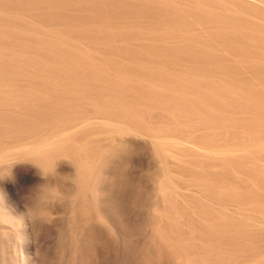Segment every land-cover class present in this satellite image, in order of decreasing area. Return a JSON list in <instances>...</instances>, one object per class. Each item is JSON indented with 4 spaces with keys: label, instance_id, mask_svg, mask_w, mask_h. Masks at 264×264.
Masks as SVG:
<instances>
[{
    "label": "rangeland",
    "instance_id": "rangeland-1",
    "mask_svg": "<svg viewBox=\"0 0 264 264\" xmlns=\"http://www.w3.org/2000/svg\"><path fill=\"white\" fill-rule=\"evenodd\" d=\"M56 1L75 16L59 19L52 0H0V29L20 27L0 36V53L12 54L0 66V120L61 109L41 132L0 139V264H188L193 237L183 256L160 239L172 211L264 158V0H217L224 13L204 16L198 0ZM105 4L120 13L107 16ZM227 16L229 29L218 23ZM102 125L115 139L92 161L62 141Z\"/></svg>",
    "mask_w": 264,
    "mask_h": 264
},
{
    "label": "bare ground",
    "instance_id": "bare-ground-1",
    "mask_svg": "<svg viewBox=\"0 0 264 264\" xmlns=\"http://www.w3.org/2000/svg\"><path fill=\"white\" fill-rule=\"evenodd\" d=\"M53 1H56V0H52V2ZM79 1L81 4L83 2L86 4L85 0L84 1L79 0ZM50 2H51V0H50ZM52 2L50 3L51 4V10H52V12H54L58 16L59 19H61V18H68L69 19V18H71V17L73 18V16H75L74 12L71 9H69V7L67 6V3L65 1H63L62 3H60V2L58 3L57 1L54 3H52ZM87 2L89 3L88 0H87ZM197 4L200 5L201 7H210L208 9H204V8L199 7L197 9L198 11L196 10L198 12L197 15L204 16V15L209 14V13H214V14L216 13V15L224 13L223 10H220V11L216 10V9H220L217 7V0H198ZM105 5L101 6L99 8L104 7V9L102 8V10H104L105 13H108L107 16L110 14H113V15L116 14L117 8L115 9V7H114L112 10H110L108 8V5H106L107 7ZM96 7L98 9L97 5H96ZM96 7H95V11H97ZM120 9L121 8L118 7L117 14L120 13V11H119ZM259 10H257V11H259ZM4 11L6 14L7 11L6 10H4ZM234 12H235V14L239 15V12H236L235 10H234ZM263 12H264V10H263ZM2 13L4 14L3 11H2ZM114 17H115V15H114ZM104 18H107V17H104ZM235 20H236L235 17L227 16L224 19L220 20L218 23L222 24V26L224 28L229 29L234 24H236ZM16 24H14V25H3L2 26L3 28L1 27V29H0V31H2V33H4V34H2L0 32L1 38L6 39V37L13 36V35L7 36L6 34H8L9 32L13 33L17 29H19L20 27H17ZM22 24L24 26H21V27L29 28L31 33H35V30L32 27L30 21L25 20L22 22ZM70 30H73V28H71ZM261 32L262 33L264 32V26H263V30H261ZM95 35H97V34H95ZM53 36L57 39L61 38L60 35H58V34H54ZM91 37L95 38V40L97 39L96 36L95 37L91 36ZM12 38H14V37H12ZM66 39H69V41H73L74 36L69 35V36L63 37V40H66ZM92 40L93 39L91 38L90 39L91 43L89 44V46H91L92 44L95 47H96V45L97 46L103 45V44H100V42L97 40H96L97 42L92 41ZM103 41H104V39H103ZM94 42L98 43V44H95ZM63 44H65V42ZM59 45H61L59 43V41H56L54 44V46H58V47H59ZM65 45H67V44H65ZM104 45H105V47L106 46L108 47L109 44L107 43V45L106 44H104ZM10 46L12 47V45H10ZM46 46H48V44ZM52 46H53V44H52ZM111 46H112V44H111ZM15 47H17V45ZM88 49H92V48H88ZM94 50H96V49H94ZM17 52L19 53V51H17ZM17 52L15 51L16 54H17ZM0 54H1L0 66L3 69L7 68L8 61L10 64L11 59L8 61H6V60H7V58H10L9 56L12 54H10L8 56V53H7V58L5 55L6 52H5V54H3V53H0ZM2 56H4V57H2ZM20 58L21 57H19V59ZM23 63H24V61H23ZM20 65H22V62L18 66L20 67ZM2 73L4 74V72H2ZM169 74H171V73H169ZM204 77L209 79V77H207V76L202 75L200 77L199 74L197 75V79H200V78L203 79ZM6 94L8 95V92ZM3 97H5V96H3ZM8 97L10 98V94ZM5 101H8V99H6ZM57 108L58 107L54 106L52 109L50 108L51 110H48V111H47V109H43V110L37 109L38 111L35 110L37 112H34V115L35 116L37 115L36 116L37 121H35L33 123H28L30 120L27 121L26 120L27 118H21V117L18 118L17 117L14 119L13 117H9V114H8V117H6L7 116L6 115L4 117L5 119L3 118L5 121L0 120V122H1L0 123V139L2 138V142H3V139H4L3 136L4 135H6L8 137H11L13 135L12 136V139H13V137H15V136L19 137L22 133H28L27 130H29V132H31V131L32 132H39V131L41 132L43 130V128L45 129L44 125L47 122L51 123L53 120L56 119V115H55L56 113L60 115L61 109L59 110ZM70 108L71 109H69V110H71L74 113L77 111V107H74L73 105L70 106ZM25 111H26V109H25ZM53 115H55V116L53 117ZM1 117H3V116H1ZM0 119H2V118H0ZM1 124L4 126H2ZM103 124H105V123H103ZM107 124H109V123H107ZM110 124L116 125L115 123H112V122ZM117 126H119V125H117ZM102 127L104 128V130ZM102 127L100 126L98 128V129H102V130H100V131L98 130L99 132L97 131V133L95 132L91 135H89L86 131L81 133V135L77 134V137L74 136L75 134L73 136H70L67 133V135L66 136L64 135V136L67 138L68 142H67V140L65 142V140H63V139H62V141H64V143H66V144L68 143L67 146L69 147V149L74 151V153H76L77 155H79V154L81 155V153L84 151L88 152V155L90 154L89 156H91V157H89L91 159L90 161H92V157L94 159L95 154L97 153V151H99L98 150L99 146L101 144H103L104 142L106 143L107 140L114 138L112 135L114 132L112 133L111 132L112 130L107 131L108 128L110 129L113 127L108 126L107 129H105L106 127L103 125H102ZM115 128L117 129V127H115ZM19 132L20 133L22 132V133L19 134ZM85 132L89 136L88 135L86 136ZM82 134H85V135H82ZM65 137H64V139H66ZM115 137H116V135H115ZM114 139H112V141H114ZM88 141H89V143H86ZM2 142H0V143H2ZM109 142H111V141L109 140ZM88 144L89 145L92 144V146L89 147ZM256 146L258 149H262V153H263L264 141L260 140ZM65 147H66V145H65ZM86 152H84V153H86ZM97 154H100V153H97ZM97 154H96V156H97ZM255 164L253 167L250 166V168L247 171V174H245V176L241 177V176H237L235 174H232V175H226V176L213 178L208 183L205 182L202 185L203 186L202 192L199 194V196H197L196 198H193L192 208H190L189 210L184 211V209L181 210L182 208H180V207L177 208L178 210L176 209V210L172 211V209H171L170 211H172V213L170 215L171 216L170 221L168 222L169 224H167L168 226H166L165 228L162 227V230L159 234L161 241L164 244L168 245L172 249L173 252H176V253L180 254L181 256H183L188 251L187 246H185L184 244L189 240V238L193 237V240H194L193 244L195 247V252H194L193 258L190 260H187L186 263H188V264H264V158L260 163H255ZM91 174L92 173L88 172L87 170H86V172H84V184L82 187L83 190L81 189L82 192L84 190H86L87 187L90 186L89 183H90V179H91ZM120 174H121V176L123 175L122 173H120ZM117 179H118V177H117ZM120 179H121V177H120ZM114 181L116 182L117 180H114ZM119 181H121V180H119ZM124 181H125V179L122 180V182H124ZM126 183H127V180H126ZM119 184H120V182H119ZM171 187L170 186L168 187L166 184V189H165L166 193L165 194H166V197H170L172 199V194H174V193H172V191L174 189H172L173 187L172 188ZM82 192L80 191L79 193H81L82 195L85 196L84 193H86V192L85 191L83 193ZM79 193H78V195H79ZM75 195H76V193H75ZM110 196L111 195L109 193V197ZM76 197L78 199L80 198L81 201L82 200L85 201L84 198H81L79 196H76ZM89 200L87 199V202H89ZM108 200H109V198H108ZM84 201H82V202H84ZM109 201H111V200H109ZM87 202L85 201L84 204ZM112 205L114 206L115 203L114 204L112 203ZM117 205L118 204H116V206ZM116 206H115V209H117ZM11 207H13V206H11ZM110 208H112V207H110ZM110 210H112V209H110ZM111 214H113V213H111ZM185 217H187V218L189 217L192 219V221L190 220L191 222H189L191 224H190V227L188 226V229L183 228L185 226H183L184 224H183L182 218H185ZM98 236H100V234ZM100 238L101 237H99V239H98V237H97V240L100 241ZM103 239H104V237L102 238V241H100V242H103ZM92 241L95 242V240H92ZM97 244H98V241L95 242V245H97ZM92 245H93V243H92ZM105 245H107V244H105ZM107 246L109 247V245H107ZM110 246H112V245H110ZM93 247H94V245H93ZM114 250H116V249H114ZM33 252L36 253L39 251H37V249L35 248V251H33ZM95 252H97V251L95 250ZM155 252H154V255L156 254ZM36 254L39 255V253H36ZM36 254H35V256L39 257ZM148 256H149V254H148ZM151 256L152 255L150 252V257ZM97 259L98 258L96 257V260ZM33 260H32V262L34 264H36L38 262V260H37V262H35V260L34 261ZM96 260H95V263H96ZM29 262H31V260H29ZM25 264H27V263H25ZM29 264H31V263H29Z\"/></svg>",
    "mask_w": 264,
    "mask_h": 264
}]
</instances>
